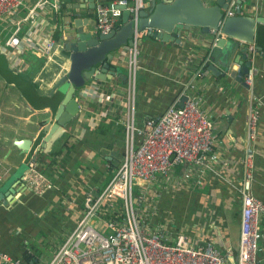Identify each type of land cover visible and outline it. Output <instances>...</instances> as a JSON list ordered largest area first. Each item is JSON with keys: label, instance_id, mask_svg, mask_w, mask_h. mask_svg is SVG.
Returning a JSON list of instances; mask_svg holds the SVG:
<instances>
[{"label": "crops", "instance_id": "obj_1", "mask_svg": "<svg viewBox=\"0 0 264 264\" xmlns=\"http://www.w3.org/2000/svg\"><path fill=\"white\" fill-rule=\"evenodd\" d=\"M65 1L69 0H61L60 13L52 23L38 20L18 26L0 22V166L9 171L0 183V251L28 264H49L84 216L85 196L99 195L104 190L123 156L124 134L117 136L118 144L112 141L122 127L111 121L113 109L110 110V106L121 109L110 98L115 93L122 94L125 87L120 74L126 70L117 60L113 66L118 74L110 78L107 72L106 80L88 82L77 96L79 116L64 134L46 143L62 101L52 91L70 65L63 47V31L70 25L72 30L73 20L78 18L86 20V32H96L95 8L89 1L74 0L68 5ZM241 6L244 15L259 20L257 46L261 42L262 47L252 60L261 69L264 0H243ZM17 30L20 45L7 48L6 41ZM46 34L52 35L59 46L54 61L49 63L42 56ZM179 38L180 43H163L146 33L139 41L137 123L162 115L190 93L197 94L217 136L216 155L213 170L200 177L190 176L189 166L183 164L174 170L171 182L160 178L148 192L155 209L151 220L166 231L171 242L177 235L187 236L194 246L212 241L223 254H232V264H237L242 212L239 187L251 107L260 110L254 143L253 193L264 202V79H257L250 88L231 72L223 75L220 70L214 75L205 70L200 74L201 62L210 64L207 57L214 38L198 28L181 32ZM102 122L105 125L100 127ZM65 136H69L71 149L68 152L64 148L62 157L53 163L50 153L62 147ZM30 137V151L21 154L13 139ZM31 163L45 171L54 183L53 190L38 196L25 184L23 176ZM259 238L258 257L264 259L263 231Z\"/></svg>", "mask_w": 264, "mask_h": 264}, {"label": "built area", "instance_id": "obj_2", "mask_svg": "<svg viewBox=\"0 0 264 264\" xmlns=\"http://www.w3.org/2000/svg\"><path fill=\"white\" fill-rule=\"evenodd\" d=\"M152 1L94 0L96 32L107 34L123 26L125 10L130 12V21L137 29L139 12L148 9ZM237 1H232L229 16L235 15L237 9L242 13V6ZM60 10L61 0H0V22L17 23L18 26L38 20L52 23ZM19 31L6 41L7 48L15 49L20 45ZM140 40L141 35L136 32L134 46L120 50L118 64L126 70L125 87L122 94L115 93L110 98L121 108L110 106V110L113 109L111 121L124 129L122 162L99 195L89 193L85 196L84 216L49 264H232L233 255L223 254L212 241L194 246L187 236L177 235L171 242L166 231L152 223L155 209L148 195L150 188L160 178L171 182L172 173L183 164L189 166L193 177L212 171L217 136L202 106V98L194 93L187 95L182 108L176 103L162 115L137 123ZM42 46V56L48 63L54 61L59 46L52 35H45ZM247 48L252 66L244 83L251 88L257 79H264V65L261 69L254 66L252 59L258 50L255 46ZM13 68L17 69L15 63ZM1 108L0 103V117ZM259 121L260 110L251 107L247 117L243 178L239 187L242 212L237 264H264V259L258 257L260 231L264 232V202L253 193L254 143ZM8 172L0 166V183ZM23 181L38 196L55 188L53 181L34 163L29 164ZM176 184L180 185L181 181ZM0 264L28 263L0 251Z\"/></svg>", "mask_w": 264, "mask_h": 264}, {"label": "water", "instance_id": "obj_3", "mask_svg": "<svg viewBox=\"0 0 264 264\" xmlns=\"http://www.w3.org/2000/svg\"><path fill=\"white\" fill-rule=\"evenodd\" d=\"M90 7L94 8V0H88ZM233 0H153L149 9L139 12V23L136 29L130 21V12L125 10L119 29L107 34L86 32L83 19H74V28L63 31L64 49L69 54L70 62L68 72L55 84L52 95L62 99L55 115V125L51 133L45 138L46 143H53L65 128L71 124L80 113L78 93L91 80H106L107 72L111 77L118 74L114 61H118L119 52L124 47H133L135 33L141 38L147 33L152 37L168 43H180L179 34L190 28H198L202 33L212 36L214 41L208 54L210 64L206 70L216 75L220 70L223 75L232 73L244 85V77L252 66L248 60L249 46L257 49V24L255 17L244 15L240 9L236 14L229 16ZM243 0L236 3L240 6ZM125 9V7H121ZM259 50V49H257ZM241 70H238V67ZM120 69V68H119ZM120 71V70H119ZM101 74V75H100ZM125 81L126 76L120 74ZM51 95V96H52ZM187 96H184L178 106H184ZM13 145L21 150V154L30 151L32 138H14ZM46 145L45 143L43 144ZM42 145V147H43Z\"/></svg>", "mask_w": 264, "mask_h": 264}, {"label": "trees", "instance_id": "obj_4", "mask_svg": "<svg viewBox=\"0 0 264 264\" xmlns=\"http://www.w3.org/2000/svg\"><path fill=\"white\" fill-rule=\"evenodd\" d=\"M70 2L72 1H74V0H69ZM69 1H65V5H68L69 4ZM261 33V32H260ZM261 42H258V46H257V49H259V50H261ZM207 66H208V64L205 62V61H202L201 62V64H200V70H199V73L200 74H202L205 70H206V68H207ZM123 84H125V81L124 80H122L121 81ZM40 107H42V105L40 106ZM103 123V122H102ZM105 125V122L103 123V124H101L100 125V127L101 126H104ZM111 125H113V124H111ZM119 127H122V126H119ZM103 128V127H102ZM103 133H105V131H103ZM123 134H124V129H123V127L122 128H120V129H118L117 130V132H116V137L115 138H113V140L112 141H114V142H117V144L119 143V140H117V136H119V137H122L123 136ZM68 139H67V136H65V137H63L62 138V147L60 148V149H55L53 152H51L50 153V156H52V158H53V163L54 162H56V160H57V157H62V152H63V149L64 148H67V151L68 150H70L71 149V147H69L68 146ZM69 152V151H68ZM122 158H123V156H122ZM121 162H122V160L121 161H119V165H118V167L120 166V164H121ZM118 167L116 168V170L118 169ZM45 172V171H44ZM43 172V173H44ZM45 175H46V173H44Z\"/></svg>", "mask_w": 264, "mask_h": 264}, {"label": "rangeland", "instance_id": "obj_5", "mask_svg": "<svg viewBox=\"0 0 264 264\" xmlns=\"http://www.w3.org/2000/svg\"><path fill=\"white\" fill-rule=\"evenodd\" d=\"M68 137H69V136H67V139H68ZM119 139H120V138H118L117 140H119ZM68 142H69V140H68Z\"/></svg>", "mask_w": 264, "mask_h": 264}]
</instances>
